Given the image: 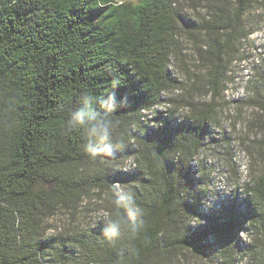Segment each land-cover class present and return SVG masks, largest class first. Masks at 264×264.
Returning <instances> with one entry per match:
<instances>
[{"label":"trees","instance_id":"obj_1","mask_svg":"<svg viewBox=\"0 0 264 264\" xmlns=\"http://www.w3.org/2000/svg\"><path fill=\"white\" fill-rule=\"evenodd\" d=\"M252 2L231 0L217 17L198 24L207 37L198 52L208 64L212 100L223 91L228 66L240 58L239 40L251 33L243 16ZM176 17L171 0H0V264H166L164 258L205 237L204 230L186 234L190 215L210 218L214 226L207 227L233 254L243 220L259 222L254 212L206 215L194 207L201 196L190 166L208 134L214 103L193 104L175 127L165 115L152 131L142 129L140 111L172 85L166 64ZM113 90L126 98L113 115L126 131V145L114 157L140 160L132 177L90 162L81 134L63 130L81 93L99 97ZM251 93L262 101L257 89ZM126 179L134 180L127 188L144 210L135 240L108 243L81 230L47 232L44 221L57 207L75 206L92 188L110 189ZM245 189L248 210L264 205V170ZM219 263L234 264L227 258Z\"/></svg>","mask_w":264,"mask_h":264},{"label":"rangeland","instance_id":"obj_2","mask_svg":"<svg viewBox=\"0 0 264 264\" xmlns=\"http://www.w3.org/2000/svg\"><path fill=\"white\" fill-rule=\"evenodd\" d=\"M114 1L135 4L142 0ZM230 1L171 0L175 17L178 13L183 18L181 21L176 17V27L169 36L166 69L172 85L162 89L157 102L140 111L139 119L143 122V130L152 131L156 124L163 122L165 115H170L172 127H175L184 115L190 114L193 104L200 108L202 104L214 103L208 134L190 166L191 182L197 184L196 191L201 196L194 207L206 215L214 210L226 212L235 208L254 212L252 216L260 218L255 223L251 217L243 220L233 254H230L231 250L224 249L225 240L216 239L207 227L214 226L210 218L190 215L185 219L186 234L204 230L205 237L194 238V243L182 248L179 256L170 260L164 258L166 264H220L223 258L234 264L264 261V205L253 204L248 210L246 199L251 195L245 189L264 170V105L260 104L264 101V0H253L245 12L244 21L251 33L239 40L240 58L228 66L223 91L213 100L206 89L208 64L198 52L207 41L206 35L199 30V22L217 17L219 8L231 5ZM254 89L262 101L253 97ZM130 143L134 148L136 142L130 140ZM139 161L133 155L123 161L113 157L104 165H112L114 168L110 169H120L124 176L132 177L142 168ZM133 181L113 182L110 189L94 187L83 194L75 206L57 207L44 221L47 232L81 230L92 232L89 235L96 238L101 232L96 231V227H103V223L97 222L98 217L115 214L112 198L120 189L133 186Z\"/></svg>","mask_w":264,"mask_h":264},{"label":"clouds","instance_id":"obj_3","mask_svg":"<svg viewBox=\"0 0 264 264\" xmlns=\"http://www.w3.org/2000/svg\"><path fill=\"white\" fill-rule=\"evenodd\" d=\"M125 103L126 98L118 99L114 90L99 97L85 92L76 98L75 106L68 112L63 130L65 134L76 131L81 134L82 151L93 164L104 165L125 147L126 131L113 118ZM111 204L115 214H103L97 219L103 223L100 236L108 243L135 240L142 227L144 210L135 199L134 189H120Z\"/></svg>","mask_w":264,"mask_h":264}]
</instances>
